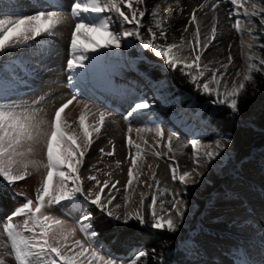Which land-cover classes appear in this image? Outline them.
I'll return each instance as SVG.
<instances>
[{"label":"snow or ice","instance_id":"1","mask_svg":"<svg viewBox=\"0 0 264 264\" xmlns=\"http://www.w3.org/2000/svg\"><path fill=\"white\" fill-rule=\"evenodd\" d=\"M225 2L226 0H208V3H202L192 10L188 24L183 28V32H188L189 26H195L194 39L186 42L192 46L190 61L179 55L185 46L183 35L179 44L156 43L158 37L167 39L160 16L161 4L157 3L150 13L154 21V27L148 28L150 38L146 39L141 35L144 18L149 14L142 7L145 0H73L70 5L61 0H44L43 3L38 0L39 8L43 10H36L34 14L0 18V54L17 50L22 45L35 42L37 38L43 40L57 35L58 29L68 24V14L62 10L67 8L75 21L70 33L69 57L66 59L69 84L75 79L77 70L84 68L85 61L90 59L89 53H96L101 49H119L125 39L134 37L143 48L162 58L169 68L181 71L203 94L215 97L211 103L226 107L232 114H236L239 112L241 98L247 94L249 87L255 85L256 75H264V52L247 57L243 79H238L241 72L237 71L230 85L228 69L234 63L231 52L226 57V62H217L219 67L213 68L210 67L211 62H203V57L218 37L217 10ZM227 3L233 6L226 11L229 20L236 17L233 28L237 33L243 31L242 24L247 21L254 24V28L247 30L248 35L253 36L255 31L257 37L264 39V0H227ZM205 7L212 12L210 31L207 34L202 33L201 23L197 18V11ZM107 13H115V16L106 15ZM253 18H258V25H255ZM116 23L122 27H133L125 28L121 36L113 27ZM260 48L264 49V44ZM208 73L210 77L206 75ZM201 80L204 81L202 84ZM74 101L77 105L83 104L76 120L78 128L72 127L66 114V109ZM150 106L147 100L136 102L123 119L127 121L134 113L146 114L145 110ZM40 112L35 103L0 104V182L12 186L30 178L33 175L30 168L35 172L44 169L35 190V199H26L4 221H0L3 235L7 239V243L2 246L10 248L6 255L14 257L15 264H141L142 259L148 255L147 252L139 250L125 260L115 256L101 243L99 233L91 223V214L84 210L94 206L101 215L117 221V226L135 221L152 229L176 232L185 215L180 206L179 194L161 187L151 164H147L145 170L146 157L160 159L165 155L157 149L165 147L169 153L176 151L172 147L173 137L168 135L167 142L161 144L165 139V132L156 124L136 129L141 143L132 138L133 129L128 127L125 159L130 163L127 181L122 185L123 204L114 203L118 199L117 193L121 191V187H118L121 182L112 179L111 171L103 173L108 177L103 181L96 174L86 177L81 175L88 154L113 112L93 109L87 102L79 100L75 93L54 109L50 119L41 116ZM89 116L94 117L92 122H88ZM141 133H153L155 144H150ZM109 143L111 150L99 149L101 159L115 156V144L111 141ZM36 145L42 147L44 160L33 158ZM191 145L194 162L197 164L201 160L207 163L215 159L221 148L219 141L216 142L215 149L211 145H204L199 139H193ZM201 148L207 149L203 156L200 155ZM121 163L116 161V168H120ZM168 168L172 181L178 180L185 186L196 183L192 178L195 169L180 172L178 164L172 163ZM93 170L97 173L102 171L95 165L90 173ZM141 176H147V179L141 180ZM89 183L91 186L86 187ZM142 185H146L147 191L139 192V199L134 201L136 189ZM18 195L23 196V193ZM102 196L108 197L107 203L103 202ZM131 204H135V207L130 208ZM165 204L171 207L165 208ZM109 205L113 207L110 208ZM121 207L125 209L123 217L117 211ZM54 208L74 209L81 213L80 219L76 225H71L55 215L51 211ZM16 217H23L22 222L14 223ZM78 230L83 234V239L77 238ZM0 264H6L3 257H0Z\"/></svg>","mask_w":264,"mask_h":264},{"label":"bare ground","instance_id":"2","mask_svg":"<svg viewBox=\"0 0 264 264\" xmlns=\"http://www.w3.org/2000/svg\"><path fill=\"white\" fill-rule=\"evenodd\" d=\"M43 2L44 0H39V3ZM61 2L70 5L73 0H61ZM39 3L38 0H0V18L34 14L36 10H43L39 8ZM157 3L162 5L160 16L163 20V28L167 33V39H159L158 37L159 41L162 44L180 43L181 35H183L185 42L193 40L192 33L195 31V26H189L188 32H183V28L188 24L192 10L202 3H208V0H145V5L142 7L149 14L144 18L141 34L145 32L148 35V28L154 27V21L150 13ZM232 7L226 0L217 10L219 34L210 50L203 57L205 64L211 62L210 67H219L217 62H224L222 46L225 44V38L228 40L227 44L230 41V52L233 55L234 63L228 69L229 85L231 79L235 78L237 71L246 69L247 57L250 56L248 37L244 36L247 30L246 24H242L243 31L237 33L233 28L236 17L231 20L228 18L226 10H231ZM62 10L68 14V24L61 26L57 31V35L43 40L37 38L35 42H31L26 46L22 45L17 50L0 54V84H12L9 78H2V75L6 76L5 74H9L11 77L12 74L13 76L15 74V77L19 80L23 79V82L28 81L26 78L29 76V80H34V87L37 88L40 99L46 98V96L56 98L52 102L49 100L53 104H51L46 119L51 118L55 107H59L64 102L63 100L71 98L73 93L77 94L79 100L83 99L81 101L87 102L94 109L95 105H98L104 110L113 112V116L108 118L99 139L88 154L81 175L86 177L89 174H96L103 181L108 179L103 173L111 171L112 179L121 182L118 185V187H121V191L117 193L118 199L114 203L123 204L122 185L127 181V168L130 163L125 159L127 155L125 143L127 129L131 126L133 129L132 138L142 143L136 129L153 127L156 124L161 125L163 118L167 116V112L162 108L156 94L151 91L150 87L148 85L143 86L139 80H136L134 72L128 70L127 65L120 60V54L129 42L135 40L134 37L125 39L119 49H101L96 53H89L90 59L85 61L84 68L77 70L72 83H64L65 77L67 78L69 75L65 67L66 59L69 57L70 33L74 28L75 21L73 20V24L70 20V9ZM122 10L126 11V9ZM199 11L201 14L200 23L207 24L210 22L207 28L201 29L203 34H207L210 31L212 12L208 7L198 10L197 15ZM106 15L115 16V13H107ZM70 23L73 25L71 28L69 27ZM113 27L122 36L124 29L132 28L133 25L122 27L119 23H116ZM240 34L243 35L241 39L238 38ZM36 45H43L49 50L48 54L42 53L40 50V53L36 56L42 61H39L42 63L41 67H36L32 59L33 53H31L30 47ZM185 53L187 51L183 47L179 54L184 55ZM19 59L21 60L20 63L17 62ZM4 60L7 62L5 63ZM129 60L132 61V58H129ZM206 75L210 77V73ZM143 100L149 101L151 105L149 109L145 110L146 114L134 113L125 121L123 117L127 115L131 107L136 102H142ZM130 105L132 106L129 107ZM82 108L83 104L77 105L74 101L73 105L66 109L67 118L72 123L73 128H78L76 120ZM93 120L94 117L89 116L88 122ZM174 126L182 132L185 139L179 137L177 133L175 134L174 129L164 130L165 139L161 141V144L166 143L167 136L171 135L173 137L172 147L176 151L169 153L165 147L157 149L165 155L160 159L152 156L146 157L145 170H147V164H151L152 169L156 171L157 178L160 180L161 187H167L173 193L179 194L180 206L185 212L179 223V225H182L193 213V206L189 201L193 199L191 187L194 184L185 186L180 184L178 180L172 181L168 165L170 163L178 164L180 172H191L195 169L192 178L196 180V178L203 176L206 167L212 170H223L229 158L225 156L227 148L219 142L221 144V148L218 150L219 155L207 163L201 160L197 164L194 162L195 156L191 145L193 139H199V136L195 134L196 125H191L189 128L184 127V131L173 122ZM140 135L147 139L150 144H155L153 133H141ZM206 139L210 140V137ZM183 140H190L189 147L184 145ZM109 141L115 144V156L101 159L99 149L111 150ZM211 142L212 148L215 149L216 142ZM206 150L200 149V155L203 156ZM116 161L122 162L120 168H116ZM93 165L102 171L97 173L93 170L90 173ZM229 170L236 173L233 177L231 176L228 188L225 191H219L220 195L218 197H210L209 205L202 218L197 220L199 222H191L190 228L193 233L186 235L185 254L180 257L184 260V264H264V161L256 159L253 162L243 163L239 167L234 165ZM196 173H200V175H196ZM140 179L146 180L147 176H141ZM90 186V183L86 185V187ZM141 191H147L146 185L136 189V194L133 196L134 201L139 199V192ZM109 207L111 208L110 205ZM129 207L134 208L135 204H131ZM170 207L171 205L166 208ZM117 211L123 217L125 209L121 207ZM114 222L118 223L115 220Z\"/></svg>","mask_w":264,"mask_h":264},{"label":"rangeland","instance_id":"3","mask_svg":"<svg viewBox=\"0 0 264 264\" xmlns=\"http://www.w3.org/2000/svg\"><path fill=\"white\" fill-rule=\"evenodd\" d=\"M198 13L199 14L197 15V18H198V21L200 22V16H201L200 11ZM241 19L243 20L244 18H241ZM70 20L74 24V21L71 18ZM253 20H254L255 25L259 24L258 18H253ZM208 23L210 24V22ZM208 23L207 24L201 23V29L207 28L209 26ZM243 24L244 25L246 24L247 30L250 28H254L253 23H248L247 21H245ZM69 25H70L69 26L70 28L73 26L71 23ZM247 30L244 36L248 37L247 39L249 41V44L251 45V47L248 49V52L250 56L259 55L260 51L262 50L260 48V45L264 44V39H260L259 37H257L255 31L253 33V36H249ZM141 35L146 39L150 38L149 34L147 35V33L145 32L142 33ZM240 35H238V38L241 39L243 35L241 36ZM159 39L157 38L156 43L163 45L162 42L159 41ZM227 41H228L227 38H225V44L224 46H222V56H223L224 62L226 60V56H228L227 54H229L230 52V48H229L230 41L228 42V44H227ZM175 43L179 44L178 42H175ZM184 47L187 53H185L184 55L182 54H179V55L181 56V58H184L190 61L192 59V56H191L192 46L186 44ZM30 49H31V53L35 54V55L32 54L33 63H35L34 65H36V67H41L42 61L40 58L38 59L36 56L40 53V50L42 53H46V54L49 53V50L46 49L43 45H36V46L30 47ZM147 53L150 54L154 58L153 62L152 61L149 62L146 60L144 55L146 56ZM129 58H132V61L129 60ZM120 60L124 62L125 65H127L128 70H131L134 72L136 80H139L143 86L148 85L151 91L156 94L158 102L160 103L162 108H164V110L167 112L166 114L167 116L163 118V122L160 125L162 128H164V130L168 131L169 129H174L173 132L175 134L177 133L179 137H181L182 139L183 138L185 139V136L182 134V132H180L178 128H175V126L173 127V122L174 124L176 123L179 127H181L183 131H184V127L189 128L191 125L192 126L196 125L197 128L195 130V134L199 136V140H201L204 145H211L212 143L211 141H215V142L219 141L222 144V146L227 148L226 149L227 151L225 152L226 153L225 156L229 158V161L223 170H212L206 167L204 170V174H203L204 177L202 176V177L196 178L195 181L197 182L194 183V185L191 187L193 199L189 201V203H191V205L193 206V213L190 215L187 221H185L182 225H178V228L180 229H177V231L174 233H170L164 230L153 229L160 233L172 235L175 239V244H176L175 250L177 252H180L181 255H183L185 254V244L187 243L186 235L193 233V230L190 228L191 222L192 221L196 222L197 220L202 218L203 213L205 212L206 208L209 205L208 203L209 198L218 197L221 191H225L230 184L229 181L231 180V176L233 177V175H235L236 172L235 171L231 172L229 168H231L234 165L239 167L243 163L253 162V160L256 161V159H260L261 161H264V150L256 149V150L251 151L250 154H248L246 157H243V158L237 157L232 151V142H231L229 135L223 134L219 132L218 130H216L204 118L205 115H209L214 112L223 111L225 113H230L232 117L235 114H232L226 107L211 103V100L214 99L215 97H209L203 94L202 91H199L197 87L194 84H192L190 82V79L187 77L186 78L188 80V84L191 88L190 91H187L184 89H178L173 84H171L170 83L171 80L169 77H170V72L173 69L169 68L163 62L162 58L155 56L153 52H151L148 49L143 48L140 45L139 41L133 39L131 42H129L128 45L125 46V49L123 50L122 54H120ZM4 61L5 63L7 62L6 60ZM17 62L20 63L21 60L19 59ZM154 69L156 70L159 76L157 78L151 77L149 75L150 71ZM244 70L242 69L240 70L241 75L238 79H243ZM5 75L6 76L2 75L3 77L2 76L1 77L9 78L12 84L11 85H8V84L1 85L0 84V104L17 103V104L27 105V104L35 103V107L41 110L40 115L43 117L45 116L44 118H46V115H48L50 112L51 104H53L50 102H52L56 98L54 96L52 97L46 96V98L44 97L40 99L38 97L39 95H38L37 88L34 87V80H29V76H27L26 78L28 79V81L23 82V79L19 80V78L15 77V74L14 76L12 74V77L9 74H5ZM10 77L13 79H11ZM203 82L204 81L201 80V84ZM64 83H68V80L66 77H65ZM170 88H175L176 91L179 93V96L173 95L170 91ZM205 99H209V100H205ZM49 100L51 101L49 102ZM48 103L50 104V106H48L49 105ZM131 106L132 105H130L129 107ZM45 107H47L48 110H46L47 108ZM95 109H103V108L98 105H95ZM207 137H210V140L206 139ZM189 141L190 140H183L184 145L189 147V143H190ZM34 148H35V152H34L33 158L36 160H44L45 156H44V151L42 147L39 145H36L34 146ZM201 149H205V148H201ZM29 171L32 172L33 175L24 181L17 182L15 185L9 186V185H6L5 182H0V221H4L5 218L8 215H10L17 207L22 205L26 201V199H33V200L35 199V190L39 186V180L44 174V169L41 168L39 172H35L33 169L30 168ZM18 193H23V196L18 195ZM80 199H83V198L81 197ZM107 199L108 197L102 196L103 202L107 203ZM110 206L113 207V205H110ZM167 206H169V204L164 205L165 208ZM92 209H96V208L92 206L90 208L85 209L84 211H87L90 214V211ZM157 210H159V205L157 206ZM51 211L55 215L60 217L61 219L66 220L71 225H76L81 215L80 212L74 209L60 210L59 208H54ZM107 219L113 225L117 226V223L114 222V219H111V218H107ZM22 220H23V217H16L14 218L13 222L21 223ZM198 222L199 221H197V223ZM120 225H123V224H120ZM76 235H77V238H80V239L84 238L83 234L80 233L79 230L77 231ZM6 243H7V239L3 235L2 227H0V257H3L5 259L6 264H15L14 257L6 255V253L10 252V248H5L2 246L3 244H6ZM139 250L145 251L143 248H138V247L133 248L129 252L128 257L125 259H128L129 257L133 255V253H136ZM125 259H121V260H125ZM145 259L146 257H144L142 260H145ZM141 264H144V262L141 261ZM179 264H184V260L180 258Z\"/></svg>","mask_w":264,"mask_h":264},{"label":"trees","instance_id":"4","mask_svg":"<svg viewBox=\"0 0 264 264\" xmlns=\"http://www.w3.org/2000/svg\"><path fill=\"white\" fill-rule=\"evenodd\" d=\"M261 52H264V49L260 54ZM146 58L154 60L148 53ZM149 74L158 77L155 69ZM169 78L170 83L178 89L191 90L186 76L179 70L173 69ZM170 91L179 96L175 88H170ZM204 118L216 130L229 135L232 151L237 157H246L256 149L264 150V75H256L255 85L249 87L247 94L241 98L239 112L233 117L230 113L222 111L205 115ZM90 214L91 223L98 231L101 243L120 259L127 258L129 252L138 247L148 253L146 259L142 260L144 264L180 263L181 253L175 250L176 244L172 235L157 232L150 226L140 225L135 221L128 225H113L97 209H92Z\"/></svg>","mask_w":264,"mask_h":264}]
</instances>
